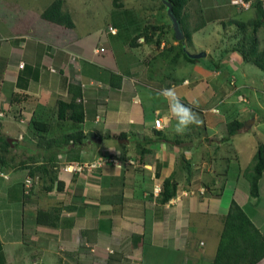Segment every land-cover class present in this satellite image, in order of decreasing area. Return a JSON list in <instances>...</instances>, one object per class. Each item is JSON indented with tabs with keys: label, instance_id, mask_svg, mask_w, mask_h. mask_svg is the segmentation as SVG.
<instances>
[{
	"label": "crops",
	"instance_id": "0c3cea01",
	"mask_svg": "<svg viewBox=\"0 0 264 264\" xmlns=\"http://www.w3.org/2000/svg\"><path fill=\"white\" fill-rule=\"evenodd\" d=\"M255 1L194 0L192 34L205 35L210 26L226 39L216 40L213 50L199 49L205 57L194 62L152 53L140 28H130L142 16L112 15L105 27L80 30L73 13L67 27L43 19L45 5L26 15L14 14L16 5L5 8L10 19L0 21V133L16 139L0 160V264H164L165 258L167 264L170 258L213 264L231 200L264 236V171L256 198L243 173L264 143V133L252 138L246 153L250 140L243 135L264 125L255 116L246 125L243 105L248 91L264 94V73L241 57L242 34L232 23L253 19ZM222 21L230 37L219 35ZM256 36L264 49V25ZM163 87H175L201 124L176 134L167 102L156 96ZM72 99L82 107L81 122L57 118V102ZM157 117L161 129L153 126ZM232 121L242 127L228 136ZM76 132L80 141L66 142L65 135ZM25 134L31 141L17 159L12 151ZM243 158L249 161L241 167ZM99 160L82 172L63 169ZM27 177L32 186L25 194ZM166 179L175 195L159 203ZM255 264H264V256Z\"/></svg>",
	"mask_w": 264,
	"mask_h": 264
},
{
	"label": "trees",
	"instance_id": "16d2710c",
	"mask_svg": "<svg viewBox=\"0 0 264 264\" xmlns=\"http://www.w3.org/2000/svg\"><path fill=\"white\" fill-rule=\"evenodd\" d=\"M172 5V11L177 18L179 25L182 28V18L187 14L184 12L188 8V2L191 0H168ZM117 5V0H113ZM162 8H165L162 3ZM255 10V17L247 21H234L237 30L241 32V37L238 43V50L244 60L251 61L264 73V49L258 48V39L256 36L257 30L264 25V9L260 1L252 3ZM184 12V13H183ZM188 12V11H187ZM41 17L47 21L57 24H62L67 27H72L71 15L62 10V0H52L41 12ZM153 30L158 27H152ZM172 30V28H171ZM152 34L154 31L151 32ZM184 33V38L189 39V34ZM144 42H149L147 33L141 35ZM172 36L174 33L172 30ZM152 38V37H151ZM175 38V37H174ZM137 39V38H136ZM176 40V39H175ZM179 53L186 62H194L198 59L190 58L186 51L183 50V40H177ZM68 113V114H66ZM57 118L59 120L69 119L74 122L83 120V111L79 103L72 99L70 102H57ZM36 126L37 123L34 122ZM42 126H45L41 123ZM242 124L237 121H232L227 124V134L232 135ZM78 132L66 134V142L80 141ZM79 136V137H78ZM123 135L119 134L121 138ZM11 150V149H10ZM9 151V145L4 136L0 133V160L4 153ZM264 171V143L257 145L256 152L249 166L244 170V176L249 184V194L252 198L258 197V181ZM175 195V184L170 179L164 180L161 192L158 196L159 203L167 202ZM264 256V236L252 223L243 209L231 200L228 211L223 219V227L220 234L219 244L213 260V264H255Z\"/></svg>",
	"mask_w": 264,
	"mask_h": 264
},
{
	"label": "rangeland",
	"instance_id": "374dc122",
	"mask_svg": "<svg viewBox=\"0 0 264 264\" xmlns=\"http://www.w3.org/2000/svg\"><path fill=\"white\" fill-rule=\"evenodd\" d=\"M51 1L52 0H0V21L4 22V19H10L8 15V9L5 8L14 9L12 5H16V12H14V14L26 15V14L34 13L36 10L40 9L41 6L43 5H45L46 7ZM112 2L113 0H62V10L69 14L73 13L72 15L74 20L77 22V26L83 25L80 27V30H84L87 27L86 24H88V26L95 25L98 27H105V25L109 22V17H112V15L115 20L121 17L120 14L124 15L125 17L128 15H132V16L134 15L137 17L142 16L140 17L141 19L137 20V22H134L132 25L130 24V28H133L134 26L140 28V34H139L140 36L143 35L144 33L148 34L149 32L151 33L152 31H154V33L151 34L150 37L152 38L149 41L152 47L151 52L152 53L158 52L157 55L159 56H163L165 54L167 57L171 58V61H176L180 57V62H186L178 51L180 45L177 43V40H175V38L172 36L170 20L166 14V9L162 8L161 5L162 0H117V5H115ZM111 3L113 4V6L111 5ZM24 4H25V9H22L20 5H24ZM193 11H194V0H191L190 2H188L187 10L184 11L187 14L184 16V18H182L183 21L182 32L185 31L189 34V39L183 38V46L185 48V51L189 53H191L192 51H197L192 53H198L203 51V50L198 51L199 49L208 48L210 50H213L217 47L216 45L219 44L217 41H221V40L223 42L226 41L224 37L215 34L216 32L210 26L206 28L205 35L200 32L192 34L193 28L196 27V25L194 24V19L192 18ZM245 17L246 14H243L240 18L246 19ZM163 22L165 23L163 24ZM221 24L224 25V28L221 29V27L218 26L219 35H221L220 34V30H221L222 34L225 37L228 36L230 37L231 34L229 32H226V28L229 24L226 21H222ZM152 27H158V29L153 30ZM160 42L164 43L163 48H160ZM147 49H149V46ZM173 74L180 75V71L174 72ZM260 82L261 81H259V83ZM260 86L263 91L264 87L261 85V83ZM248 93H249L248 95L249 104L245 102L243 103V105L248 109L246 114L247 117L250 118L248 120L249 122L247 121L248 124L252 121L254 116L255 118H257L258 121L263 119L261 121L264 122V94H262L261 92L260 93L257 92L255 95V93L250 91H248ZM14 125H16L14 128L22 127V125L18 123H14ZM1 132L4 133V130H1ZM14 133L15 135H17L16 132ZM263 133H264V125L262 127H258V124L247 129L246 132L243 133V135L248 136L250 140L248 144H245L246 153L252 150V145H251L252 138L253 139H255L256 137L260 138L262 137ZM255 134H257V136H255ZM4 138L6 139L5 136ZM10 138H15V136L11 134ZM137 138H138L137 136L136 137L132 136L131 139L134 140ZM30 141L31 138L29 137V135L25 134L24 139L20 140L15 145L12 154L16 155L17 159H21L20 150L26 149L27 151L28 149L26 148V146L30 144ZM130 143H132V141ZM114 144L116 143L114 142ZM248 161L249 159L247 160V158H243V160L240 163V166L242 167L244 164L246 165ZM262 193H263L262 200H264V190L262 191ZM25 194H28V192H25ZM263 203L264 201H262L261 207L263 206ZM173 260H174L173 258H170L169 260L170 264H174ZM152 263L154 262H150V264ZM167 263L165 258L164 264Z\"/></svg>",
	"mask_w": 264,
	"mask_h": 264
},
{
	"label": "clouds",
	"instance_id": "9594fccd",
	"mask_svg": "<svg viewBox=\"0 0 264 264\" xmlns=\"http://www.w3.org/2000/svg\"><path fill=\"white\" fill-rule=\"evenodd\" d=\"M156 96L167 102L172 117L175 119L173 130L176 134H183L191 125H200L201 119L193 107L185 103L175 87H163Z\"/></svg>",
	"mask_w": 264,
	"mask_h": 264
},
{
	"label": "built area",
	"instance_id": "2783aa9c",
	"mask_svg": "<svg viewBox=\"0 0 264 264\" xmlns=\"http://www.w3.org/2000/svg\"><path fill=\"white\" fill-rule=\"evenodd\" d=\"M109 31L112 32V33H115L116 29L109 26ZM97 53L99 52H103L104 51V48H99L97 50H95ZM4 115V111L0 110V117H2ZM153 126L155 129H161L162 128V120L161 118L157 117L154 119L153 121ZM102 160H99L97 162H84V163H74V165H71V164H66L65 166H63V169L65 171H69V172H82L83 170H86V169H90V168H94L96 167L97 165H99V163L101 162ZM110 161L112 163H114L116 166H119V162L115 159H110ZM32 186V179L30 177H27L25 180H24V190L25 192H29V189L31 188ZM36 264H42V263H36Z\"/></svg>",
	"mask_w": 264,
	"mask_h": 264
},
{
	"label": "water",
	"instance_id": "95a60500",
	"mask_svg": "<svg viewBox=\"0 0 264 264\" xmlns=\"http://www.w3.org/2000/svg\"><path fill=\"white\" fill-rule=\"evenodd\" d=\"M162 3L164 4L165 6V9H166V14L170 20V24H171V28L173 30V33H174V37L176 40H183L184 38V35H183V32L180 28V25H179V22L177 20V18L175 17L173 11H172V5L171 3L168 1V0H162ZM183 50L185 51V48L183 47ZM186 54L190 57V58H201V57H204L205 56V52L204 51H201V52H198V53H189L186 51ZM246 125H249L248 123ZM13 141H15V139L13 138H6V142L12 146L13 145Z\"/></svg>",
	"mask_w": 264,
	"mask_h": 264
}]
</instances>
